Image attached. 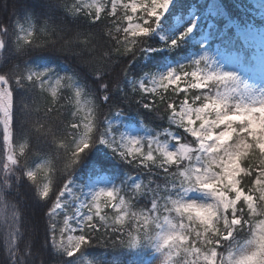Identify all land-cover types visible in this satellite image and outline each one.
<instances>
[{"label": "snow or ice", "instance_id": "snow-or-ice-1", "mask_svg": "<svg viewBox=\"0 0 264 264\" xmlns=\"http://www.w3.org/2000/svg\"><path fill=\"white\" fill-rule=\"evenodd\" d=\"M170 2L50 0V11L84 17L97 26L99 35L97 31L62 30L48 19L39 24L26 19L29 27L21 36L25 29L19 22L0 23V50L11 39L15 52L22 56L38 49L66 54L75 58L81 70L87 69L96 83V91L86 93L74 86L69 75L17 65L0 68V223L8 225L0 264H12V257L20 256L28 261L36 254L27 244L17 247L21 211L16 197L21 195L22 181L33 186L35 199L46 203L45 244L68 258L92 243L135 248L148 241L160 252L163 264H264V92L257 96L234 74L215 70L208 57L202 56L159 77L131 81L125 93V103L132 100L183 130L184 139L173 140L175 150H169L160 138H113L110 127H99L102 119L107 123L100 106L110 92L120 89L119 81L109 77L116 63L113 58L143 50L142 38L155 30ZM193 27H187L178 39ZM176 43L173 40L170 46ZM6 61L7 56L0 63ZM16 88L27 89L32 99L18 97L14 102ZM74 98L87 100L89 119L83 123L78 111H72ZM75 107L78 110L79 103ZM16 110L23 115V132L14 123ZM65 112L71 119L62 120ZM33 137L51 146L34 168L28 164L36 154L30 152ZM97 143L106 144L118 159L138 170L136 175L146 178L98 189L81 202L67 185L81 155ZM154 169L159 170L160 182L152 179ZM37 170L44 172L39 183ZM58 174L66 179L58 181ZM192 192L206 193L209 202L187 200ZM66 193L78 208L71 217L65 214L64 227H60L56 217ZM142 197L149 201L147 207H137ZM70 220L73 228L67 227ZM73 231L78 234L67 235ZM33 264L48 261L41 256Z\"/></svg>", "mask_w": 264, "mask_h": 264}, {"label": "trees", "instance_id": "trees-1", "mask_svg": "<svg viewBox=\"0 0 264 264\" xmlns=\"http://www.w3.org/2000/svg\"><path fill=\"white\" fill-rule=\"evenodd\" d=\"M202 1L205 3L208 0H174L169 11L160 19L162 27L166 29L173 27L175 23L174 18L184 22L190 14V11H194L195 16L193 17L199 16L204 8ZM219 1L231 18L243 19V24L248 22L260 24L262 22L260 19H254V16L249 11L252 9V6L247 0ZM49 4L50 0H0V23L11 26L13 22H19L24 29H28L29 24L24 22L26 19H30L34 24L42 23L44 19H48L50 23L62 30L97 31L99 35L97 26L89 24L84 17L78 16L72 18L67 16L62 10L52 12L49 9ZM194 7L195 9H192ZM217 25L222 26L223 22L219 21ZM21 33L23 32H20L19 35ZM210 33L209 30L208 34L210 35ZM180 36L181 34L178 32L174 37L162 43L157 36L148 35L142 38L144 42L142 43L143 50L134 52L129 56L113 58L116 63L113 64L109 77L112 80L119 81L120 89L110 92L107 100L100 106L101 111L106 113L107 121L116 116V114L124 115L142 122L153 134H160L164 130H176L180 135V139H184L185 135L168 122L166 118L158 117L154 111L145 109L132 100H128L125 103V93H127L131 81L141 77L153 76L169 62L175 63L174 67L177 69L182 65L191 64L196 61L192 56L198 50V45L190 37L184 36L183 39H178ZM32 39L35 40L37 37L34 35ZM40 39L43 40L44 37ZM173 40H176L177 43L175 46H170ZM206 45L209 46V51L216 49V46L211 44V39ZM5 56H7V61L0 63V68L8 65H17L32 68L37 71L41 63H55L61 67H66L74 74L78 83L86 88L88 92L96 91V83L91 73L87 69L81 70V66L77 64L74 57L54 50L44 49L29 50L22 56L15 52V47L11 39L8 40L4 49L0 50V61H3ZM244 56L245 58L242 60L239 59V64L244 68V71L236 77H238L242 86L246 85L249 91L255 92L258 95L262 90L256 88V85L252 82H254L256 76L260 75L259 68L247 53ZM122 71L124 73L123 75L121 74ZM246 75L253 78L251 83L246 81ZM71 94L74 96L73 93ZM48 96L49 100H51L50 92ZM189 96H191V93H189ZM18 97H25L29 101L32 99L31 94L24 88H16L13 90L14 102ZM182 98L183 94H181ZM72 105V111H78L79 118L81 112L75 107L76 103L74 99L72 100ZM109 105L118 107L119 111H112ZM61 118L62 120H67L68 118L71 119V116L65 112ZM22 121V113L16 110L14 123H17L21 132L25 128ZM99 127H107L103 119ZM14 146L17 154H19L20 143L17 142ZM50 151L51 146L43 141L42 138L40 141H37L33 137L30 140V152H35L36 154L29 157V166L34 168L42 163V155ZM0 153H2V135H0ZM0 159H3L2 154H0ZM137 171L131 169L129 165H126L118 159L105 144L97 143L81 155L78 166L74 167L70 174V182L68 184L71 186L72 184L80 183V178L84 179L87 176L104 174L116 185L123 186L130 177L136 178L139 182H142L146 178L145 175H136ZM158 171V169H154L152 174V179L156 182H160L162 179L159 175H156ZM37 173V182L39 183L44 180V172L37 170ZM65 179V177L58 174V181H64ZM19 189L21 195L16 197V201L21 215L18 217V230L20 231V235L17 247L19 250L27 244L29 249L35 251L36 254L35 256L30 255L28 261H25L23 256L12 257V264H33L41 256L47 259L48 264H69V261L70 264H143L157 251L156 246L148 241L142 242L135 248L118 243L105 244L103 246L92 243L82 248L74 257L68 258L63 252L53 249L50 243L45 244L47 239L45 225L47 223V217L44 219L46 203L35 199L34 188L27 181H22ZM148 204L149 201L143 197L137 201V207H147ZM72 209L73 207L66 205L63 210L58 211L56 223L60 227H64L65 214L67 216L70 215ZM102 231L103 229H101ZM6 234L3 224L0 223V258L5 256L4 237Z\"/></svg>", "mask_w": 264, "mask_h": 264}, {"label": "rangeland", "instance_id": "rangeland-1", "mask_svg": "<svg viewBox=\"0 0 264 264\" xmlns=\"http://www.w3.org/2000/svg\"><path fill=\"white\" fill-rule=\"evenodd\" d=\"M247 1H249L250 5L252 6L250 13L254 15V19H260L262 21L260 25H257L254 22L243 24V19H232L227 14L225 8L222 6L219 0H208L205 3L202 1L204 8L199 16L193 17L195 16L194 11H190V14L187 16L184 22L174 18V26L169 29L163 28L159 20L155 26V30L149 35L157 36V38L163 43L174 37L176 33L179 32V34H182L187 27L194 25L193 31L186 35V37H190L199 47L198 50L194 52L192 56L193 59L199 60L202 56H207L210 65L215 70L232 73L235 76H238L242 73V68L238 69L237 61L240 58V54L243 55L244 52H248L252 60L255 61L259 67L262 75L257 77L254 82L251 81V76L246 75V81L255 84L256 88H264V2H262V0ZM123 2L128 3L130 0H123ZM173 2L174 0H171L168 9L163 13V15L169 11V8L172 6ZM192 9H195V7ZM122 12L123 10H121V13ZM163 15L160 17V19L163 17ZM219 21L223 22L224 24L222 26L217 25V22ZM123 23L126 26V22L123 21ZM209 30L211 32L210 35L208 34ZM26 31L27 29H25V31L20 35L25 36ZM210 39L211 44L216 46V49L213 51H209V46L206 45ZM174 64L175 63L169 62L153 76L159 77L166 74L170 70H175L176 68L174 67ZM48 70H51L53 73L59 76H72L75 82L74 86L77 88H83L84 92H88L86 88L78 83L74 74H72L66 67H61L55 63H41L37 68V71ZM261 92H264V89ZM72 93L74 94V91ZM74 102L76 104L79 103V111L81 112L79 119L81 120V123H83L89 119L87 115L89 111L87 100H77L74 98ZM106 125L107 127H110L113 138L126 137L139 139L141 141L160 138L162 142L167 143L169 150H175L176 144L173 142V140L175 138H180V135L176 130H164L160 134H153L145 127L142 122L136 121L133 118L124 115L116 114V116L107 121ZM176 129L179 128L176 127ZM179 130L183 133L182 129ZM169 137L172 139H169ZM133 181L139 182L136 178L130 177L127 179V184H131ZM67 187L71 193L79 197V201L83 202L89 199L90 194L98 189L123 186L119 184L116 185L112 180L108 179L106 175L99 174L95 176H87L84 179L80 178V183L72 184L71 186L68 184ZM63 199L65 203L62 205L60 210H63L64 206L66 205L73 207L72 211L78 208V203H74L72 197L67 193ZM186 199L196 203H206L209 202L210 197H208L207 194L203 192H192L186 197ZM71 215L72 213L68 216L71 217ZM2 224L4 230L7 233V223L5 222ZM67 227H74L71 220L69 221ZM75 234L78 233L74 231L67 233V235ZM143 264H163V258L160 252L156 251L153 256Z\"/></svg>", "mask_w": 264, "mask_h": 264}]
</instances>
